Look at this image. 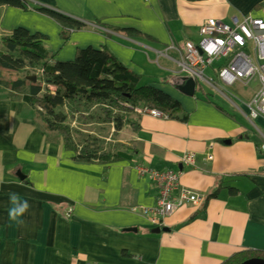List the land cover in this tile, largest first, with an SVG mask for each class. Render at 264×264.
<instances>
[{
	"label": "crops",
	"instance_id": "crops-1",
	"mask_svg": "<svg viewBox=\"0 0 264 264\" xmlns=\"http://www.w3.org/2000/svg\"><path fill=\"white\" fill-rule=\"evenodd\" d=\"M14 1L20 7H0V54L2 39L18 29L42 36L56 62H72L78 50L106 49L120 68L179 107L163 120L132 116L138 132L118 136L104 124L109 108L95 107L86 125L71 122L74 129L97 139L105 133L125 136L120 146L135 153L112 164L82 163L24 103L28 90H2L0 264H224L236 254H264V119L251 121L244 106L259 88L232 94L230 101L218 98L221 92L250 83L208 93L196 86L193 99L167 86L184 42L197 38L201 24L264 21V0ZM40 10L86 28L69 31L63 41L60 26ZM207 143L209 164L203 162ZM185 153L194 154V169L180 166ZM134 165L181 173L180 188L199 203L178 208L162 227H152L142 210L155 207L156 187ZM10 192L31 205L23 226L8 219Z\"/></svg>",
	"mask_w": 264,
	"mask_h": 264
},
{
	"label": "trees",
	"instance_id": "trees-1",
	"mask_svg": "<svg viewBox=\"0 0 264 264\" xmlns=\"http://www.w3.org/2000/svg\"><path fill=\"white\" fill-rule=\"evenodd\" d=\"M20 7L14 0H0V7ZM61 28V39L66 41L69 31L86 27L54 12L40 10ZM5 53L0 54V94L2 90L19 92L28 90L24 103L35 113L44 129L56 133L64 148L82 163H117L130 159L134 151L123 146L105 145L96 137L83 136L70 122L86 125L91 120L88 113L95 106L109 108L104 121L112 125L113 135L130 131L138 132L132 116L135 110H156L172 118L178 104L168 95L142 85L143 78L120 68L118 62L106 50L91 48L78 50L72 62H56V55L47 52L43 37L30 35L22 29L15 30L1 41ZM21 74L19 80L10 79ZM36 78L35 83L27 78ZM216 193L210 198H214ZM257 259L264 261V254L240 253L224 264H242Z\"/></svg>",
	"mask_w": 264,
	"mask_h": 264
},
{
	"label": "built area",
	"instance_id": "built-area-1",
	"mask_svg": "<svg viewBox=\"0 0 264 264\" xmlns=\"http://www.w3.org/2000/svg\"><path fill=\"white\" fill-rule=\"evenodd\" d=\"M208 72L213 74L214 80ZM175 76L191 78L196 86L202 85L214 91H217L214 81L224 91L234 84L248 85L255 78L259 91L244 106L251 121L264 119V21L250 17L234 20L231 25L205 21L197 30V38L184 42ZM134 112L139 116L145 114L153 119H166L156 110ZM261 149L264 150L263 145ZM204 151L203 162L209 164L213 160L212 145L207 143ZM179 164L182 168L194 169V154H183ZM134 169L156 187L155 207L142 210L152 227H162L163 221L178 208L199 203L198 196L180 188L181 173H158L137 165Z\"/></svg>",
	"mask_w": 264,
	"mask_h": 264
},
{
	"label": "rangeland",
	"instance_id": "rangeland-1",
	"mask_svg": "<svg viewBox=\"0 0 264 264\" xmlns=\"http://www.w3.org/2000/svg\"><path fill=\"white\" fill-rule=\"evenodd\" d=\"M214 68H216V65H214ZM208 74H209V72H208ZM20 77H21V74H16L15 73V74L11 75L10 79L19 80ZM210 77L214 80V76L212 74L210 75ZM213 85L217 88V91L221 92V88H219V85L217 84V82L215 83V81H214ZM258 88H259V86H258L257 80L254 78L250 82L249 86L247 88L243 89L244 91L241 90V87L239 85H235L234 87H232L230 89H226V92H224V94H223V92H221L222 96H219L218 95L219 93L217 95L219 96L218 98H221V99L223 98L225 100H230L231 101L230 98H232V94H235V95H242L243 93L250 94L251 92H256L258 90ZM198 90H200L201 92H206V93H208V92H216V91H213L212 89H208V88H206V87H204L202 85H199ZM198 94H199V92L197 93V95ZM210 96H212V95L210 94ZM95 107H97V106H95ZM95 107H93L91 109L92 114H93V111H94ZM146 111H152V110H146ZM96 112H97V110H96ZM143 115H145V114H143ZM70 124H71V122H70ZM71 125L74 126L73 128H75L74 124H71ZM105 132H106V130H105ZM82 135L83 136H87V134H82ZM89 136L93 137L92 135H89ZM99 140H100V142H102L105 145H111V146L113 145V147H119L120 145H122V144L127 142V137H125V136L121 137L120 136L118 138H113V137L110 136V134L105 133V134H103V138L99 139Z\"/></svg>",
	"mask_w": 264,
	"mask_h": 264
},
{
	"label": "water",
	"instance_id": "water-1",
	"mask_svg": "<svg viewBox=\"0 0 264 264\" xmlns=\"http://www.w3.org/2000/svg\"><path fill=\"white\" fill-rule=\"evenodd\" d=\"M28 81L35 83L36 78H27ZM167 86L177 94H180L186 98L193 99L196 91V83L191 78L173 76L171 77L168 82ZM161 230H155L153 234H159ZM242 264H264V261L252 259L246 261Z\"/></svg>",
	"mask_w": 264,
	"mask_h": 264
},
{
	"label": "clouds",
	"instance_id": "clouds-1",
	"mask_svg": "<svg viewBox=\"0 0 264 264\" xmlns=\"http://www.w3.org/2000/svg\"><path fill=\"white\" fill-rule=\"evenodd\" d=\"M0 158H2V153H0ZM4 183V177L0 175V184ZM8 201L10 204L8 208V219L19 226H23L25 222L22 217L28 213L31 208L30 203L15 192L8 193Z\"/></svg>",
	"mask_w": 264,
	"mask_h": 264
},
{
	"label": "bare ground",
	"instance_id": "bare-ground-1",
	"mask_svg": "<svg viewBox=\"0 0 264 264\" xmlns=\"http://www.w3.org/2000/svg\"><path fill=\"white\" fill-rule=\"evenodd\" d=\"M96 114V113H95Z\"/></svg>",
	"mask_w": 264,
	"mask_h": 264
}]
</instances>
